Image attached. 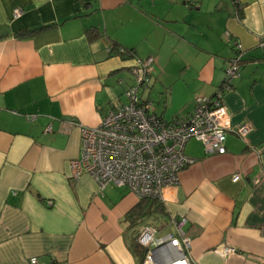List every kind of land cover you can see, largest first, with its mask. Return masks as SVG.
I'll list each match as a JSON object with an SVG mask.
<instances>
[{"label":"crops","instance_id":"crops-1","mask_svg":"<svg viewBox=\"0 0 264 264\" xmlns=\"http://www.w3.org/2000/svg\"><path fill=\"white\" fill-rule=\"evenodd\" d=\"M93 27L102 36L88 41ZM261 38L264 0H0V264H139L124 219L138 198L124 188L100 192L87 174L73 178L80 130L60 129L71 119L95 126L124 102L133 60L109 54L114 41L154 59L150 89L161 87V105L153 112L166 121L213 96L232 46H241L240 75L222 100L231 126L249 131L227 132L223 154L187 141L194 162L166 206L186 217L196 264H264ZM222 245L235 252L213 251Z\"/></svg>","mask_w":264,"mask_h":264},{"label":"built area","instance_id":"built-area-1","mask_svg":"<svg viewBox=\"0 0 264 264\" xmlns=\"http://www.w3.org/2000/svg\"><path fill=\"white\" fill-rule=\"evenodd\" d=\"M183 2L193 5V0ZM20 13L18 8L12 12L14 17ZM259 46L264 48V38ZM232 49L234 56L225 66L222 82L214 95L197 97L189 116L170 121L154 114L152 101L143 96L144 87L154 73V59L135 57L128 68L134 81L125 89L123 103L107 109L100 122L92 127L74 119L60 122L63 132L74 126L80 130V156L70 164L71 176L90 175L100 192L110 185L122 187L138 199L149 197L165 205L172 202L181 170L194 162L184 152L187 141H199L206 154H223L227 132L244 136L249 131L245 124L231 126L222 100L240 75L243 50L238 44ZM186 222L185 216L170 215L161 227L140 226L135 242L145 251L139 264H196L189 254L190 238L184 232ZM213 251L226 255L235 249L222 245ZM29 262L36 264L35 258Z\"/></svg>","mask_w":264,"mask_h":264},{"label":"trees","instance_id":"trees-1","mask_svg":"<svg viewBox=\"0 0 264 264\" xmlns=\"http://www.w3.org/2000/svg\"><path fill=\"white\" fill-rule=\"evenodd\" d=\"M34 30H25L21 35L31 36ZM84 34L88 41L97 40L102 36V33L97 28H87ZM109 54L112 52L117 54L121 59L133 60L136 55L133 49L121 47L117 42H112L107 48ZM242 58L240 59V61ZM240 69V62H239ZM220 86V85H219ZM216 91V90H215ZM215 93V92H214ZM214 95V94H213ZM169 211L167 206L157 199L144 197L138 199L137 203L124 215L127 222V231H129L130 243L129 247L133 254L136 256L138 263L141 262L144 256V249L135 242V236L140 226L143 224H161L166 222L169 218Z\"/></svg>","mask_w":264,"mask_h":264},{"label":"rangeland","instance_id":"rangeland-1","mask_svg":"<svg viewBox=\"0 0 264 264\" xmlns=\"http://www.w3.org/2000/svg\"><path fill=\"white\" fill-rule=\"evenodd\" d=\"M126 74L129 76V80H130V82H133L134 81V78H133V76L131 75V72H130V70H129V72H126ZM153 76L150 78V82H149V84H148V86H146V87H144V90H143V96H145V95H147L148 96V98L152 101V103H153V108H154V105H157V103L159 104V105H161V102L158 100V91H159V88H161L159 85H154V88L152 89H150V85L152 84V82H153ZM128 86H126V88H127ZM148 90L150 91L151 90V92H150V95H149V93H147L148 92ZM165 91L163 92V93H168V89H164ZM162 93V94H163ZM119 95V94H118ZM123 96V98H124V95H122ZM162 97V96H161ZM166 97H167V95H166ZM166 103V102H165ZM168 105H176V102L174 101V99L172 98V101L168 104ZM168 117V116H167ZM167 119H169V118H167ZM192 143H195V141L194 140H191L188 144H187V146H186V148L188 149L189 147H190V144H192ZM197 143V142H196ZM109 187H111V188H113V189H119V188H122V187H113V186H107V188H105V191L109 188ZM154 225H160V224H154Z\"/></svg>","mask_w":264,"mask_h":264},{"label":"water","instance_id":"water-1","mask_svg":"<svg viewBox=\"0 0 264 264\" xmlns=\"http://www.w3.org/2000/svg\"><path fill=\"white\" fill-rule=\"evenodd\" d=\"M231 58H232V57H231ZM231 58H230V59H231ZM230 59H229V60H230Z\"/></svg>","mask_w":264,"mask_h":264}]
</instances>
